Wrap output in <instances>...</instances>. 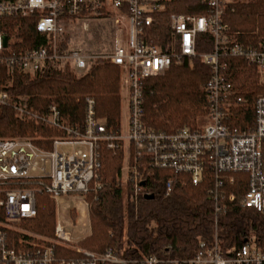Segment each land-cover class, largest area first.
I'll return each instance as SVG.
<instances>
[{"label":"built area","instance_id":"1","mask_svg":"<svg viewBox=\"0 0 264 264\" xmlns=\"http://www.w3.org/2000/svg\"><path fill=\"white\" fill-rule=\"evenodd\" d=\"M243 0H200L199 15L172 14L169 36L164 44L154 45L147 31L155 24V13L164 10L163 0H0V22L9 18L38 16L37 30L45 45L20 53L4 48L0 29V107L13 111L21 122H31L59 133L46 138L50 149L38 147L34 140L44 138L0 139V264H131L114 252L96 254L80 248L82 257L56 261L52 246L32 243L31 236L16 227L21 221L39 217L43 206L63 198L78 200L86 209V196L101 188L99 148L122 149L132 161L131 198L141 192L142 175L137 166L162 169L187 176L192 185L208 181L206 191L214 210V224L236 200L227 189L242 180L245 190L240 205L264 215V93L251 96L233 81V72L252 70L264 80V37L252 41L232 34L224 22ZM110 18L114 24L113 49L109 54H86L81 49L64 48L66 24L72 20ZM201 35L213 42L210 52L198 54ZM8 38V37H7ZM199 58L209 69L203 90L206 100L205 123L196 128L183 127L171 133L154 131L143 123L141 82L163 74L172 61ZM230 60L239 61L233 68ZM121 68L120 91L126 102L125 129L117 135L106 133L105 120L97 118L95 103L85 99L80 128L63 123L55 105L45 113L36 112L23 96L14 97L11 89L17 71L37 77L46 72L69 71L75 76L87 72L96 62ZM2 71V72H1ZM122 102V101H121ZM251 108L253 122L245 129L232 127L235 113ZM71 148V151H59ZM132 151V153H131ZM243 175V176H242ZM172 181L164 187L172 190ZM67 208V207H66ZM11 231L23 235L17 248L10 244ZM57 244L70 243L68 227L55 221ZM52 244V243H51ZM139 264H264V248L255 237H247L238 247L223 248L216 228L209 243L200 242L190 259L143 257Z\"/></svg>","mask_w":264,"mask_h":264},{"label":"trees","instance_id":"2","mask_svg":"<svg viewBox=\"0 0 264 264\" xmlns=\"http://www.w3.org/2000/svg\"><path fill=\"white\" fill-rule=\"evenodd\" d=\"M163 3L164 10L155 13V24L147 31L148 39L154 45L164 44L167 40L170 15L200 13V0H163ZM37 22L36 15L1 20V31L9 40L15 39L11 45L13 52L45 45V36L38 32ZM224 22L230 32L240 34L242 40L264 37V0H243L235 4L233 12L225 14ZM212 48L211 37L199 36L198 54L210 52ZM237 62L230 60V67L241 65ZM239 75L240 72H233V81L237 82ZM120 77L119 66L100 61L78 77L69 71L56 70L29 79L17 71L11 95L27 97L38 113H45L48 106L55 105L63 123L77 128L83 123L85 99L91 98L95 103L96 117L105 120L106 133L117 135L121 122ZM208 78V67L199 58H194L179 64L172 61L160 76L143 80L144 125L167 133L183 127L194 128L196 118L206 114L203 87ZM251 121V108H244L235 113L232 127L245 129L246 122ZM55 133L31 122H21L11 109L0 107V137H31L35 134L52 137ZM35 144L47 150L51 148L50 143L35 140ZM123 160L121 148L112 151L105 145L100 146L98 182L101 188L85 198L91 247L81 249L96 254L111 251L131 264H139L143 257L149 256L184 260L196 254L200 242L212 240L215 228L224 249L240 246L247 237H255L258 246L264 248V215L240 205V196L245 190L243 180L227 189V193L236 195V200L225 214L218 216L215 226L213 206L206 194L211 187L208 181L192 185L187 176L153 169L142 162L137 171L142 175L144 186L138 197L131 199L129 185L123 188L116 182ZM169 180L173 183L172 190L166 196L164 187ZM145 195H152L153 199L147 200ZM54 219L24 220L19 225L30 233L55 240ZM9 236L14 248H17V240L25 238L21 234ZM47 245L52 246L57 262L82 257L69 245L54 242Z\"/></svg>","mask_w":264,"mask_h":264},{"label":"rangeland","instance_id":"3","mask_svg":"<svg viewBox=\"0 0 264 264\" xmlns=\"http://www.w3.org/2000/svg\"><path fill=\"white\" fill-rule=\"evenodd\" d=\"M64 42L63 44L66 48L73 49H81L86 54H109L113 49V39H114V24L110 18H101V19H93V20H72L66 24L65 34H64ZM11 45L15 43V39L11 38ZM91 68V67H90ZM29 79H34L33 76H27ZM238 84L245 85V90L253 97L259 94L264 93V80L262 77L253 72L252 70H242L239 75ZM245 81V82H244ZM4 81H1V83ZM120 99H121V130L125 129V118H126V102L122 100L121 91H120ZM205 123V114L199 116L195 120V126L200 127ZM59 134L55 133L52 137H44L39 134H35L34 136H16V137H0L2 138H26V139H39V138H55L58 137ZM35 141V140H34ZM49 142L44 141V144ZM59 151H71V148H60ZM132 165V161L127 158V155L124 152V160L122 166L119 170V173L116 177V182L119 183L123 188H126L127 185L130 187V194L132 195V182L129 179L131 174L130 166ZM131 198V197H130ZM132 199V198H131ZM68 207L69 209L66 211L67 214L63 213L62 208ZM56 211V222L60 221L61 217L64 216L66 221H68V231L70 234V243H66L65 245H69V248H90L91 247V231L88 219V208L80 203L78 200L72 201L71 198H63L60 205L57 207ZM55 218L54 214V203L49 202L45 209H41L39 213L40 219L42 218ZM82 218H84L82 220ZM55 220V219H54ZM20 232H25L29 236H31L30 240L32 243H53L55 240L50 238L42 237L35 235L33 233L28 232L23 229L19 224L16 225ZM17 231H11V235H18L15 233Z\"/></svg>","mask_w":264,"mask_h":264},{"label":"crops","instance_id":"4","mask_svg":"<svg viewBox=\"0 0 264 264\" xmlns=\"http://www.w3.org/2000/svg\"><path fill=\"white\" fill-rule=\"evenodd\" d=\"M62 202V200H58L57 202H53L54 203V214H55V221H56V211H57V207L60 205V203ZM42 209H45V206L42 207ZM63 209V213L64 214H67L66 211L69 209L68 207L67 208H62ZM60 222H64V224L66 226H68V221H66L65 217L62 216L61 219H60Z\"/></svg>","mask_w":264,"mask_h":264},{"label":"water","instance_id":"5","mask_svg":"<svg viewBox=\"0 0 264 264\" xmlns=\"http://www.w3.org/2000/svg\"><path fill=\"white\" fill-rule=\"evenodd\" d=\"M2 41H3L4 48H6L7 47V42H8L7 36H3ZM140 186L143 187L144 186V182H142L140 184ZM144 198L147 199V200H151V199H153V196L152 195H149V196L145 195Z\"/></svg>","mask_w":264,"mask_h":264},{"label":"bare ground","instance_id":"6","mask_svg":"<svg viewBox=\"0 0 264 264\" xmlns=\"http://www.w3.org/2000/svg\"><path fill=\"white\" fill-rule=\"evenodd\" d=\"M84 218H82V220H83Z\"/></svg>","mask_w":264,"mask_h":264}]
</instances>
